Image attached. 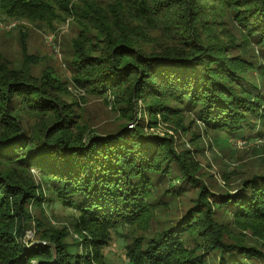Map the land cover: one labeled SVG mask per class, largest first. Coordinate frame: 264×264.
Instances as JSON below:
<instances>
[{
    "label": "trees",
    "instance_id": "trees-1",
    "mask_svg": "<svg viewBox=\"0 0 264 264\" xmlns=\"http://www.w3.org/2000/svg\"><path fill=\"white\" fill-rule=\"evenodd\" d=\"M100 3L0 0L13 18L45 20L55 9L58 21L72 16L73 85L119 122L94 131L52 70L32 74L24 47L19 63L0 53V264H108L101 244L126 225L150 230L162 197L178 199L186 185L197 190L186 211L135 236L128 261L264 264V173L210 197L196 156L146 130L165 122L188 131L186 116L240 139L255 120L264 126V0ZM45 201L76 213L72 230L79 244L92 241V252L72 253L64 229L45 231L43 243L24 238L31 222L42 226L31 209Z\"/></svg>",
    "mask_w": 264,
    "mask_h": 264
},
{
    "label": "rangeland",
    "instance_id": "rangeland-1",
    "mask_svg": "<svg viewBox=\"0 0 264 264\" xmlns=\"http://www.w3.org/2000/svg\"><path fill=\"white\" fill-rule=\"evenodd\" d=\"M92 1L101 4L100 0ZM72 3L76 5L82 3L83 6L85 0H72ZM55 12L56 9L54 15L48 19L35 21L26 17L13 18L0 12V53L13 63H19L24 47L26 53L35 61L30 66L32 74L40 75L44 68L52 70L67 89L64 99L75 104V108L82 114L81 119L98 133L112 132L119 124L117 115L102 102V99L89 96L73 85L69 61L72 56V40L77 36L78 27L72 16H67L64 21H58ZM253 53L254 58H258L259 54ZM262 89L264 91V87ZM190 119L193 121L190 122ZM258 122L255 120L257 128L252 133H246L243 139L230 137L223 132L206 131L204 124L195 116L185 117V126H189L188 131L174 130L171 124L165 122H160L155 128L145 129L151 134L169 136L177 151L188 150L196 156L202 172V181L206 186L205 191L211 197L226 192L232 194L241 180L264 173V126ZM128 126L132 127V124ZM192 135L196 138L194 142L190 141ZM34 177L38 181L37 174L34 173ZM164 188L166 186L161 184L159 191L162 192ZM186 189L188 190L186 194L179 196L178 199L162 197L165 204L163 208L155 211L154 221L147 224L146 229L149 227L150 230L144 231L126 225L125 228L119 229V235L111 234L107 243H98L103 245L99 252L102 253L104 261L108 264H131L126 256V246H131L135 242V236L143 233L149 235L170 220L180 217L189 203L187 197L191 198L197 193L196 187L186 185ZM44 193L48 195L47 191ZM31 214L35 220L42 223V226H35V222H31L24 237L26 240L43 243L39 241V235L48 230L64 229L67 233L64 240L70 245L72 253L83 255L88 252L87 250L90 251V247L92 248L90 239L87 240L88 247L78 243L80 239L72 230L76 215L72 209L65 208L56 201L51 203L45 201L41 208H32Z\"/></svg>",
    "mask_w": 264,
    "mask_h": 264
}]
</instances>
